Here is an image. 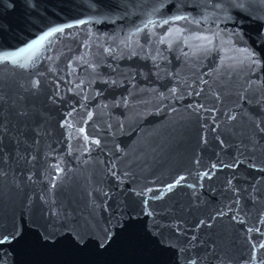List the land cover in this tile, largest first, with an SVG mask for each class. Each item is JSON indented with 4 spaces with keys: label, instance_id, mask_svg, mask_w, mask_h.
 I'll list each match as a JSON object with an SVG mask.
<instances>
[{
    "label": "water",
    "instance_id": "95a60500",
    "mask_svg": "<svg viewBox=\"0 0 264 264\" xmlns=\"http://www.w3.org/2000/svg\"><path fill=\"white\" fill-rule=\"evenodd\" d=\"M107 2L114 10L96 0H16L0 7V113L10 132L3 137L6 162L0 160V232L25 225L8 264H151L160 241L174 245L164 256L178 264L184 258L261 264L264 133L255 125L264 121V67L186 57L182 40L172 48L159 44L166 32L174 41L182 22L153 24L148 33L155 43L141 33L125 48L120 41L161 0ZM220 2L186 0L184 14H210L191 32L220 31L219 45L236 25L249 32L264 17V0H234L245 4L228 11L234 22L218 20ZM169 15L160 9L151 19ZM81 19L87 22L77 25ZM51 22L73 27L25 47ZM233 46L244 45L237 38ZM157 51L164 59L153 61ZM4 53L13 55L4 61ZM180 176L185 179L169 191L166 185ZM129 214L134 229L116 235ZM68 224L82 232L86 246L68 245L62 227ZM106 228L115 239L98 250ZM46 229L59 230L54 247L42 241Z\"/></svg>",
    "mask_w": 264,
    "mask_h": 264
},
{
    "label": "snow or ice",
    "instance_id": "6c2138e0",
    "mask_svg": "<svg viewBox=\"0 0 264 264\" xmlns=\"http://www.w3.org/2000/svg\"><path fill=\"white\" fill-rule=\"evenodd\" d=\"M16 3V0H0V7H7L9 5L14 6ZM96 3L98 5H104L109 11L114 10L113 6L107 2V0H96ZM186 7V0H177L175 6H173L172 3L169 2V0H161V2L155 6L152 7L151 11L146 13V16L148 17L145 20H142L140 25H136L133 27V29L120 41V43L125 48H130L132 46L133 37H136L138 34L141 33H147L144 38L149 41L150 44L155 43L153 40L152 33H148V30L151 25L157 24V25H163L167 26L169 24H173L176 22H182L184 24V27L176 29L175 33V40H167V37L169 35L168 32L164 34V36L159 37V44H164L165 42L168 43L169 48H172L174 43H179L181 40L183 41V45L188 46L190 51L184 53V55L187 56H204L207 58L208 56L215 55L218 56L221 60V63H223L225 60L230 61L233 65H246L249 69L255 70L256 68H262L264 67V17L260 18L259 20H256L255 26L252 27L249 32L242 33L240 31V28L242 27V23L236 25V30L233 32L228 33L230 39L228 41H223L221 44L215 43V41L219 40L222 33L220 31H211L209 29H205V32H208L207 35L199 34V30L197 32H191V28L189 26L191 25H199L201 22L206 23L209 19L210 14H205L204 16L200 17L199 19L191 18L189 14H184V8ZM245 7L244 3H234V0H221L220 3L215 4V8L219 9L220 12L223 13V16H217L218 20L228 21L233 20L232 17H230L227 13L231 8H241L243 9ZM160 9H166L168 12H171V15L167 16V18L161 19V20H153L151 19L152 16L156 15ZM255 20V18H253ZM87 21L85 20H77L75 23L77 25L85 24ZM73 25L71 24H63V25H55L54 22H51L49 24H46L43 29L39 30V34L34 33L35 39L30 40L29 42H22L25 43V47H33L35 44H38L41 40L45 39L46 37L52 36L55 33H62L66 28H71ZM190 33V34H188ZM245 36L247 39H245ZM238 38L240 43H243V47H235L234 41H236ZM196 41L198 43L193 44L192 42ZM249 41L251 43H249ZM137 46H139L138 41L136 42ZM142 47V46H141ZM24 49H18V51H23ZM105 52L112 53L114 50L111 48H105ZM13 54L11 53H4L3 54V60L8 61L11 59V56ZM132 55L135 56L136 52L133 51ZM153 61L157 59H164L163 55L157 51V54L155 56L151 57ZM21 67H24L21 65ZM171 75V73H169ZM39 82L36 80H33L31 82L32 87L35 88ZM83 83V81H82ZM201 84H206L207 81L201 79L199 81ZM169 94L175 95L177 92L176 88H171L168 90ZM200 93H196V95H199ZM3 97H0V102H2ZM18 115L23 116L24 113H18ZM92 113H89V116H91ZM234 117L229 116L228 119H233ZM63 126V125H62ZM256 129L264 133V121H260L256 123L255 125ZM81 132L84 131L83 128L80 129ZM5 135L10 136L9 127H8V121L5 119L2 113H0V160H4L6 162L5 153H4V147H3V137ZM11 138V137H10ZM87 140V137L85 138ZM19 142V141H17ZM89 143L99 144V140H90ZM231 166V165H230ZM215 167V165H213ZM249 167L255 168L256 165L250 164ZM59 171V169H57ZM259 171L264 172V169H260ZM0 175H3V172H0ZM127 175V174H125ZM185 177L180 176L177 178V180L174 183H170L166 185L167 189L171 191L174 187H176L177 184L180 183V181H183ZM229 184H231V180L228 181ZM191 187V185H189ZM151 191V189H149ZM135 207L131 208V211H135ZM231 209H229V212ZM51 215L55 216L57 215L56 212L52 211L50 213ZM225 212H219L218 215L223 216L226 215ZM145 215H151L150 212L145 213ZM233 220H236L237 217L233 216ZM120 220L123 221V224L120 228V230L116 233V235H119L122 232L125 231H131L135 227V221L129 214L127 218L121 217ZM264 223V221H261ZM120 223L118 220H114L113 224ZM204 223L203 220L200 221V224L197 225V227H200ZM243 223V221H241ZM64 227L65 231L69 233V240L68 245L71 248H80L87 245V239L82 234L80 230L73 227L71 224H68L67 226L62 225ZM254 229L249 228L248 231L252 232ZM25 231V225L21 224L20 228L18 230H14L11 233L5 234L3 232H0V264H8L9 257H8V250L12 248V245L15 241H17L20 237L24 235ZM57 230H48L46 229L44 232L40 233V236L42 237V241L44 244L48 245V247H54L56 243V232ZM255 231H259V229H255ZM195 238V237H194ZM115 239V235L112 233L110 229H104L103 233L99 235L98 240L96 242V248L98 250H104L106 246H108L112 240ZM52 241L49 243V241ZM160 249H159V256L157 259L151 262V264H178L177 260H169L164 256V253L168 251L170 248H174V245L172 244H165L164 241H160ZM260 248H264V244L259 245ZM181 253H183V249L180 250ZM256 252H257V246H252V260L255 261L256 259ZM12 260L14 261V255L12 257ZM183 264H196L195 260H191L188 258H184ZM261 264H264V261L261 262Z\"/></svg>",
    "mask_w": 264,
    "mask_h": 264
}]
</instances>
